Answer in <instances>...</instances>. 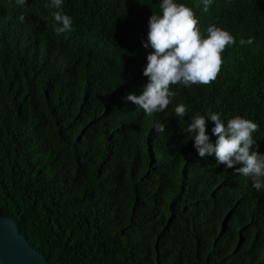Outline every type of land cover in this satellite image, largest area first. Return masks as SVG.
Segmentation results:
<instances>
[{
    "label": "trees",
    "instance_id": "trees-1",
    "mask_svg": "<svg viewBox=\"0 0 264 264\" xmlns=\"http://www.w3.org/2000/svg\"><path fill=\"white\" fill-rule=\"evenodd\" d=\"M180 2L236 44L216 80L171 86L148 117L127 96L147 83L159 0H64L61 35L50 0H0V216L52 264H264V190L183 133L197 115L240 116L264 154V0Z\"/></svg>",
    "mask_w": 264,
    "mask_h": 264
},
{
    "label": "clouds",
    "instance_id": "clouds-1",
    "mask_svg": "<svg viewBox=\"0 0 264 264\" xmlns=\"http://www.w3.org/2000/svg\"><path fill=\"white\" fill-rule=\"evenodd\" d=\"M20 6L27 0H16ZM214 0H201L203 11L207 12ZM64 0H50L48 5L56 9L52 13L57 25L55 32L61 35L73 30V18L63 12ZM160 14L149 18L147 41L143 42L147 55V64L143 76L147 83L141 94H130L127 100L151 117L163 113L173 103L176 92L171 86L208 85L216 80L223 64L222 53L226 47L236 44V38L229 31L211 25L205 36L198 25L199 18L192 8L180 0H159ZM20 23L25 16L18 17ZM241 46L251 45L252 39H241ZM173 111L177 118L186 114V106L179 104ZM212 122L211 136L208 123ZM166 124H158L156 131L165 132ZM258 124L250 119L236 116L225 122L222 114L208 112L192 118L183 129L201 158L213 156L216 163L234 170L237 175L250 177L252 187L264 190V154L253 137ZM212 137H215L213 141ZM240 165V167H236Z\"/></svg>",
    "mask_w": 264,
    "mask_h": 264
},
{
    "label": "water",
    "instance_id": "water-1",
    "mask_svg": "<svg viewBox=\"0 0 264 264\" xmlns=\"http://www.w3.org/2000/svg\"><path fill=\"white\" fill-rule=\"evenodd\" d=\"M0 264H52L33 249L12 217L0 216Z\"/></svg>",
    "mask_w": 264,
    "mask_h": 264
}]
</instances>
